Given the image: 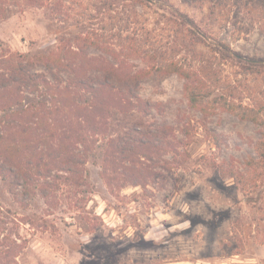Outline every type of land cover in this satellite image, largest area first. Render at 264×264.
<instances>
[{
    "label": "rangeland",
    "instance_id": "obj_1",
    "mask_svg": "<svg viewBox=\"0 0 264 264\" xmlns=\"http://www.w3.org/2000/svg\"><path fill=\"white\" fill-rule=\"evenodd\" d=\"M219 43L242 60L223 59ZM62 48L82 58L52 73L39 59ZM10 55L76 94L100 127L69 147L83 162L78 180L67 172L68 152L38 165L36 143L27 142L39 132L36 119L24 137L0 145V165L9 146L16 167L0 169V240L20 246L11 264H264V128L228 109L261 108L264 120V67L253 65L264 64V11L236 0H0V72ZM162 55L188 58L197 73L189 82L209 92L198 108L184 78L145 75L146 60ZM104 62L143 76L134 92L103 78ZM43 95L23 88L14 110L48 103ZM7 115L0 113L1 139L10 134Z\"/></svg>",
    "mask_w": 264,
    "mask_h": 264
},
{
    "label": "trees",
    "instance_id": "obj_2",
    "mask_svg": "<svg viewBox=\"0 0 264 264\" xmlns=\"http://www.w3.org/2000/svg\"><path fill=\"white\" fill-rule=\"evenodd\" d=\"M29 1L36 2L37 0ZM111 3L112 2L106 1L104 5L110 8ZM236 4L241 7L243 5L244 7L249 8V10H251L252 7V12L256 11V9L258 12L264 11V0H236ZM221 5L222 3L216 2L213 7V13H216ZM185 18L186 20L184 22L191 27L188 36H193L195 43H200L202 37L199 32L193 29L195 26L197 27V24H195L192 19L188 20L187 17ZM100 37L103 38L104 34L100 35ZM83 41H85V43H93L89 37H84ZM219 45H221L222 48L218 49V52L223 59L233 61L242 60L240 55L233 52L229 46H226L223 43H219ZM78 49L80 50V48ZM61 50L62 51L57 54H51L44 57L41 56L39 59L52 73L54 69H59L61 71L71 70L72 65L68 60L77 57L82 58V51L64 50V48ZM145 59H148V57ZM146 61L151 63L150 71H145L146 76H151L153 74L151 70H154L161 77L177 74L187 81L185 84V94L191 107L198 108L201 101L206 96L208 97L209 92H206V94L204 93L202 88L204 85L201 80H199L201 83L200 85H193L189 82L196 79L195 76H197V73L189 72V69H191L192 66L191 63L188 62L187 57L183 60L179 59L177 61L173 60L168 62V57L162 55L159 58L153 56L149 61ZM4 63L7 65L6 70H8V72H0V103L2 104L0 107V113H6L8 114L7 116L10 117L9 120L4 123V127L10 132V134H7L8 137L0 138V145L4 146L8 140L7 138L15 139V134H20L24 137V135L29 133L30 126L28 124L35 121L30 119H36L37 122L34 123L38 126L39 132L34 140H29L27 142L33 144L36 143L35 148L32 149V151L36 153V159L38 158L39 160L38 165L43 166L44 164L47 167L49 164H56L58 156L60 158V156H63L64 153L68 152L67 157H69V162L66 165L67 172L71 174L74 180H78V178H80V164L83 162L80 155L73 153L69 147H72V144L75 142L86 143V138H88L89 135L98 134L100 131V127L97 123L98 118L96 119V117H92V115H95L96 113L92 111L93 109L90 106L86 107L80 104L78 99H76V94L73 95V92L68 88H66V90L58 91V88L56 89L51 83H49L44 75L33 71L35 66L33 62L23 59L22 56L10 55ZM253 65L264 67V64L262 63H255ZM124 70L125 68L123 66L116 67L106 62H104L99 68V71L103 74V78H114L116 79L114 81H117L121 85V89L134 92L139 81L138 79L143 76H140L139 73L131 74L129 71L124 72ZM54 76V79L58 81L59 78L57 74L54 73ZM108 83V81H105L104 83L98 82L100 86H107ZM23 88L29 89L32 93H40L41 90H43L44 95H46H43V98H46L49 95L51 100L48 101V103L45 100L40 102L39 107L29 104L25 108L14 110L15 108L23 106V99L21 96ZM98 93L99 91H96L94 94L97 99L99 98ZM228 109L240 119L258 123L264 128V120L259 118L261 115V108L255 110L253 108L244 107L242 103H231L228 105ZM94 118L97 121H92ZM100 124L102 125V122ZM66 127L70 128L69 132L66 131L68 130L65 129ZM58 139L60 140L58 146H53V142L56 143ZM25 141L26 140L22 139L21 144L25 145V143H23ZM260 144H264V141L262 140ZM5 147L6 152H3L5 158L0 165V169L12 171L13 168L15 169L16 167L13 163L10 164V158L7 155V151L12 153V148L10 149L9 146ZM251 165L252 164H250V166ZM39 166L37 168H39ZM46 170H50V168H46ZM21 178H23L24 181L28 180V177H25L24 175ZM6 224L7 220L1 217L0 208V229L5 231ZM3 234L4 233H2V235ZM19 247L20 246L16 243V240H13V238L8 235H4L3 239L0 240V261L2 260L5 262H0V264H11V260L16 253L15 250Z\"/></svg>",
    "mask_w": 264,
    "mask_h": 264
}]
</instances>
